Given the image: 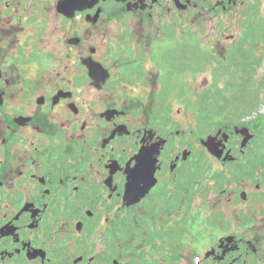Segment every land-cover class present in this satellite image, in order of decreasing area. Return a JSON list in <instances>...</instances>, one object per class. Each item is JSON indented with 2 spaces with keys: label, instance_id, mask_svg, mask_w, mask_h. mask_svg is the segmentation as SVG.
I'll return each instance as SVG.
<instances>
[{
  "label": "flooded vegetation",
  "instance_id": "af4514ba",
  "mask_svg": "<svg viewBox=\"0 0 264 264\" xmlns=\"http://www.w3.org/2000/svg\"><path fill=\"white\" fill-rule=\"evenodd\" d=\"M263 39L264 0H0V264H264V153L200 224L212 188L170 123Z\"/></svg>",
  "mask_w": 264,
  "mask_h": 264
},
{
  "label": "rangeland",
  "instance_id": "374dc122",
  "mask_svg": "<svg viewBox=\"0 0 264 264\" xmlns=\"http://www.w3.org/2000/svg\"><path fill=\"white\" fill-rule=\"evenodd\" d=\"M189 17L190 16L185 15V19H188ZM235 23H236V25H241V21H240L239 17L235 19ZM186 26L189 27V26H192V25H189V24L186 23ZM236 32L239 33L240 30L238 29ZM263 41H264V39H263ZM263 75H264V73L263 74L260 73V77H262ZM190 77L192 78L193 76H190ZM196 77H198V79H199L200 92L201 93L205 92L208 89H211L212 93L216 94L218 91H220V90H217V92H216L217 87L223 89L224 87H226V84H236V85L240 86L242 84V82L245 80V72H235V71H233L232 73L229 74V76L226 73L221 78V81L219 80L218 75L215 74V80L220 82V84H218V85L213 84L211 86H207L208 84L212 83L213 75H212L211 71L209 72V74L208 73H204L200 77L198 75ZM185 89H186L185 103H186L187 106H190V108H189L190 111H191V106H193L195 108H198L196 117L200 121V125L201 126H205L206 122L209 123L212 120H218L217 118H214V117L210 118V119H207V117H209V114H210L209 109L210 108L211 109H222V107H224L223 101H217V102L214 101V99L216 97L214 95L213 98L210 99V103L211 104L207 105V107L202 109V108L199 107L200 105L195 103L196 101L193 102V100H191V98L189 97L192 94V84H185ZM228 94H230V92ZM259 99L261 100L259 109H258L257 112H254V114L252 116L250 115V116L244 117L243 115H241L239 113H236V112H233V111H231V109H227V108L225 109V111H223L222 113L220 112L217 115H218V117L221 120H224V119L232 117V118H234L235 120L238 121L237 124H241V125L246 124L247 125V123L249 122V119L254 117V116H256V115H262L264 117V90L260 93V98ZM189 110H187L185 112L184 116L181 118L182 129L186 130V134H187L188 131H193V129L190 127V126H193V114H191ZM214 114H216V113H214ZM235 124L236 123H232L230 125L234 126ZM262 125H264V118L262 120ZM250 127H251V130H252L253 129L252 126H250ZM190 137L191 136H189L188 134H187V137H185L187 142H190ZM233 143H237V139L236 138L233 139ZM191 148L193 149L194 152H191L189 160H191L192 158L195 159L196 157H199V160H200L201 157L203 156V160L201 162L202 165L210 167V166H212V162H214V167L215 168H222V166L218 162L219 160H217L216 158L210 156V153L201 145V143H199V140L196 141L195 145L192 146ZM263 150H264V148H263ZM206 176L214 177L212 175L211 176L206 175ZM206 181H207V186L212 188L211 190H215L216 187H218V184L214 183L210 178H207ZM209 196H212V194L209 193L208 196L201 197L202 199H201V205H200V209H201V211H200V224L204 223L203 222L204 217L212 219L213 215H211V213H212L211 209L214 208L217 211L218 210H225L230 205V204L229 205L225 204V200L228 197V194L220 195L217 199H213L212 197H209ZM234 200L235 201H239L238 196H234ZM238 207H240V205H238ZM218 215H224V214L219 212ZM229 217L230 216H227V218H229ZM186 218L182 222V224L184 226L183 227V232L187 229ZM222 221H223L222 219H217V224H222ZM210 223L213 224L212 222H206L205 224H210ZM180 231H181V229H180ZM205 233H206L205 230H201V235L202 236ZM170 259L173 262L174 258L170 257L169 260Z\"/></svg>",
  "mask_w": 264,
  "mask_h": 264
},
{
  "label": "trees",
  "instance_id": "16d2710c",
  "mask_svg": "<svg viewBox=\"0 0 264 264\" xmlns=\"http://www.w3.org/2000/svg\"><path fill=\"white\" fill-rule=\"evenodd\" d=\"M230 86L234 87V86H236V84H226V90H224V91H227ZM218 93H219V96L217 98L222 99V101L224 103V107H222V108L226 109L227 107H229L230 104H233L234 105L233 109L239 108L241 110L243 116L245 115L243 113V111H246L247 114L249 115L253 109H258L260 106V104L258 103V100L256 101V98L253 97L251 94H249V96H247L243 88H241V90H239V88H237V91L235 92V94L233 93L231 96L225 95V93L223 91H219ZM209 104H211V103L208 102V100L206 98L201 102L200 108L203 109V108L207 107V105H209ZM209 112H210V114H213L214 109L210 108ZM210 114H209V117H207V119H210ZM218 121L219 122L224 121L226 124H232V123L238 122L234 118H231V119L227 118L224 120L218 119ZM261 121H262L261 118L258 117V119H254L251 122H252V124H254L255 130L259 131L260 137H261L262 141L264 142V130H262V128L264 126H261ZM202 160H203V156L200 159V165H199L201 173H203V171L206 167L205 165L201 164ZM238 171H239V169H237V172ZM215 175H216V177H220V178H224V176H225L224 173H222V172H217Z\"/></svg>",
  "mask_w": 264,
  "mask_h": 264
},
{
  "label": "water",
  "instance_id": "95a60500",
  "mask_svg": "<svg viewBox=\"0 0 264 264\" xmlns=\"http://www.w3.org/2000/svg\"><path fill=\"white\" fill-rule=\"evenodd\" d=\"M223 132V129L220 128L218 133L215 136L210 135L207 140H202V143L208 148V150L216 155L217 157H221L224 149L226 148V142H228L230 135L227 132L223 133V139H218L219 135ZM235 132L237 134H242L244 139L242 141V146H246L249 140L253 137V134L250 132L249 127H235ZM229 154V153H228ZM147 155V154H146ZM145 155V156H146ZM143 157V159L145 158ZM150 185V184H149ZM149 187V186H148ZM145 193V192H144ZM143 195V194H142ZM141 195V196H142ZM140 196V197H141ZM139 200V199H138ZM137 200V201H138Z\"/></svg>",
  "mask_w": 264,
  "mask_h": 264
},
{
  "label": "bare ground",
  "instance_id": "6f19581e",
  "mask_svg": "<svg viewBox=\"0 0 264 264\" xmlns=\"http://www.w3.org/2000/svg\"><path fill=\"white\" fill-rule=\"evenodd\" d=\"M146 154H147V152L145 153V155H146ZM145 155H144V156H145ZM144 156H143V157H144Z\"/></svg>",
  "mask_w": 264,
  "mask_h": 264
}]
</instances>
